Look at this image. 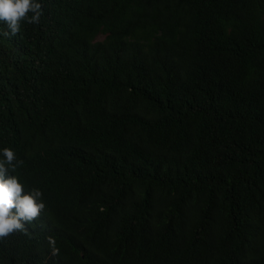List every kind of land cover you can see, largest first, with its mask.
I'll list each match as a JSON object with an SVG mask.
<instances>
[{
	"label": "trees",
	"instance_id": "trees-1",
	"mask_svg": "<svg viewBox=\"0 0 264 264\" xmlns=\"http://www.w3.org/2000/svg\"><path fill=\"white\" fill-rule=\"evenodd\" d=\"M41 2L0 23V148L45 202L0 264H264V0Z\"/></svg>",
	"mask_w": 264,
	"mask_h": 264
},
{
	"label": "clouds",
	"instance_id": "clouds-1",
	"mask_svg": "<svg viewBox=\"0 0 264 264\" xmlns=\"http://www.w3.org/2000/svg\"><path fill=\"white\" fill-rule=\"evenodd\" d=\"M42 9L41 0H0V23L5 24L8 29L5 34H17L21 22L38 24ZM17 163L19 162L11 147L0 148V238L23 230L45 208L41 190H25L14 174ZM49 244L55 245V240L51 237Z\"/></svg>",
	"mask_w": 264,
	"mask_h": 264
}]
</instances>
